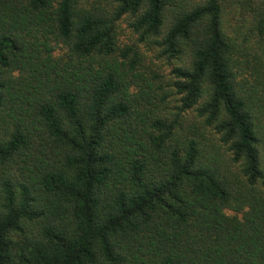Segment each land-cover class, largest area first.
<instances>
[{"label":"trees","instance_id":"1","mask_svg":"<svg viewBox=\"0 0 264 264\" xmlns=\"http://www.w3.org/2000/svg\"><path fill=\"white\" fill-rule=\"evenodd\" d=\"M225 1L0 0V264H264V92L238 78L264 0L233 34ZM123 19L222 144L178 134Z\"/></svg>","mask_w":264,"mask_h":264},{"label":"rangeland","instance_id":"2","mask_svg":"<svg viewBox=\"0 0 264 264\" xmlns=\"http://www.w3.org/2000/svg\"><path fill=\"white\" fill-rule=\"evenodd\" d=\"M105 1L106 0H101L103 4H105ZM239 1L243 2L240 4L238 3ZM245 1H250L251 6L241 7V5H246ZM261 3L262 0H226L224 4V19L227 29L230 30L232 34L237 30L239 25H242L243 31L248 30L253 26V11L258 9ZM119 33L121 45L139 44L144 57L143 64L145 67L149 68L148 72L153 70L161 75L166 91L171 94L169 97V106L163 113L171 118L179 116L178 134L187 135L197 130L203 133V137L205 138L204 144L208 145V148L212 145L218 146L222 144L219 140V134H217L213 128L205 125L204 121L198 116L196 110L193 109L185 112L180 110L179 97L176 95L173 87L174 76L171 74L173 68L179 65L180 62L169 60L166 56H162L159 48L153 43H139V35L130 27L127 19L120 21ZM257 34L253 32L250 33L253 46L252 53L255 55H249V62L244 64V69L241 70L238 78L240 82H243L246 78L249 79V81L255 85L254 88L264 92V40L262 43L258 44L259 37ZM62 53L61 51L58 55ZM242 60H244V58H242ZM261 124L264 127V116ZM222 150L225 151L226 148L223 147ZM260 154L261 161L264 164V130L260 145ZM228 213L236 214V212L231 209L228 210ZM239 216L241 215L239 214Z\"/></svg>","mask_w":264,"mask_h":264}]
</instances>
